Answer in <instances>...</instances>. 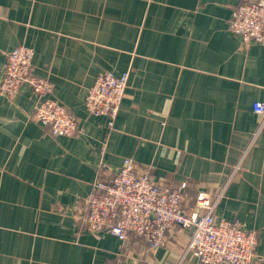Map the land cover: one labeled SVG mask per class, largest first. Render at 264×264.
Masks as SVG:
<instances>
[{
  "label": "crops",
  "instance_id": "obj_1",
  "mask_svg": "<svg viewBox=\"0 0 264 264\" xmlns=\"http://www.w3.org/2000/svg\"><path fill=\"white\" fill-rule=\"evenodd\" d=\"M253 1L0 0V83L7 54L32 48L33 76L78 127L53 137L35 122L27 84L0 95V264H201L184 256L190 231L152 252L86 228L94 183L125 159L157 183L186 184L187 208L222 192L215 218L255 232L253 264H264V126L252 110L264 103V43L229 29ZM103 72H129L112 125L85 104Z\"/></svg>",
  "mask_w": 264,
  "mask_h": 264
},
{
  "label": "built area",
  "instance_id": "obj_2",
  "mask_svg": "<svg viewBox=\"0 0 264 264\" xmlns=\"http://www.w3.org/2000/svg\"><path fill=\"white\" fill-rule=\"evenodd\" d=\"M229 29L244 44L264 43V0L235 7ZM34 55L33 49L27 46L16 47L7 54L0 95L11 98L22 85H29L39 98L32 119L47 127L53 137H71L78 131L77 121L50 97L49 80L33 76ZM128 81L129 72L120 76L100 73L88 91L86 109L94 116H106L112 125ZM252 110L263 119L261 129L264 103L254 102ZM186 186L157 183L150 173L139 172L131 159H125L122 169L111 180L94 183V192L87 201L86 228L92 233L107 231L124 244L132 235L145 242L152 252L166 247L171 234L181 229L190 231L184 256L196 257L201 264H253L258 244L256 233L244 231L238 222L218 220L214 216L216 203L223 193L214 202L198 195L196 205L187 208L183 204Z\"/></svg>",
  "mask_w": 264,
  "mask_h": 264
},
{
  "label": "trees",
  "instance_id": "obj_3",
  "mask_svg": "<svg viewBox=\"0 0 264 264\" xmlns=\"http://www.w3.org/2000/svg\"><path fill=\"white\" fill-rule=\"evenodd\" d=\"M196 197H197V196H196ZM196 197H195V199H194L195 201H196ZM184 198H185V191H184ZM195 201H194V202H195ZM139 240H140V239H139ZM140 241H142V240H140Z\"/></svg>",
  "mask_w": 264,
  "mask_h": 264
}]
</instances>
